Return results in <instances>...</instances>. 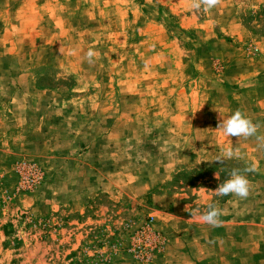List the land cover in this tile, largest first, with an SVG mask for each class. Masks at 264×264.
<instances>
[{
  "label": "rangeland",
  "instance_id": "374dc122",
  "mask_svg": "<svg viewBox=\"0 0 264 264\" xmlns=\"http://www.w3.org/2000/svg\"><path fill=\"white\" fill-rule=\"evenodd\" d=\"M237 109L264 134V0H0V264H264ZM250 163L247 199L215 194Z\"/></svg>",
  "mask_w": 264,
  "mask_h": 264
},
{
  "label": "clouds",
  "instance_id": "9594fccd",
  "mask_svg": "<svg viewBox=\"0 0 264 264\" xmlns=\"http://www.w3.org/2000/svg\"><path fill=\"white\" fill-rule=\"evenodd\" d=\"M221 3V0H190V6L194 10H200L203 8L205 12H209L216 8ZM97 53L93 49H89L86 54L87 62L89 64L94 63V58ZM260 125L253 122V120L248 117L245 113L237 109L230 116L225 118L223 115L218 117L217 129L222 130L223 134L227 137H236L237 140L240 138L249 139L255 138L257 142V148L264 149V134L259 133ZM241 159V153L238 148L227 147L222 151L221 156L217 157L215 163L224 164L227 160L231 159ZM258 166L256 163L248 164L243 170L233 169L230 173V178L220 183L219 186L214 190L217 196H235L240 199H247L251 184L248 179L247 173L256 172ZM216 178L219 177L216 175ZM187 207L185 210L187 211ZM223 215V210L218 207L216 203H209L207 205V210L197 215V213H191V216H196V218L212 227H218L222 224L220 217Z\"/></svg>",
  "mask_w": 264,
  "mask_h": 264
},
{
  "label": "trees",
  "instance_id": "16d2710c",
  "mask_svg": "<svg viewBox=\"0 0 264 264\" xmlns=\"http://www.w3.org/2000/svg\"><path fill=\"white\" fill-rule=\"evenodd\" d=\"M180 178H187L188 181H196L197 178H196V175L195 173H187V172H181V173H178L174 179L172 180V182H179L180 181Z\"/></svg>",
  "mask_w": 264,
  "mask_h": 264
},
{
  "label": "built area",
  "instance_id": "2783aa9c",
  "mask_svg": "<svg viewBox=\"0 0 264 264\" xmlns=\"http://www.w3.org/2000/svg\"><path fill=\"white\" fill-rule=\"evenodd\" d=\"M34 181H35L34 178H31L30 182H34Z\"/></svg>",
  "mask_w": 264,
  "mask_h": 264
}]
</instances>
